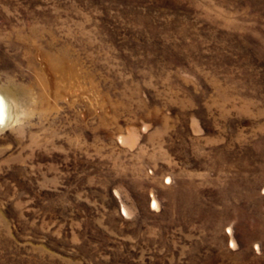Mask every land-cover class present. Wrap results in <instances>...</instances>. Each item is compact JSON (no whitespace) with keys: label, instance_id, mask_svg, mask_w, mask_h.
Masks as SVG:
<instances>
[{"label":"rangeland","instance_id":"obj_1","mask_svg":"<svg viewBox=\"0 0 264 264\" xmlns=\"http://www.w3.org/2000/svg\"><path fill=\"white\" fill-rule=\"evenodd\" d=\"M0 264H264V0H0Z\"/></svg>","mask_w":264,"mask_h":264},{"label":"clouds","instance_id":"obj_2","mask_svg":"<svg viewBox=\"0 0 264 264\" xmlns=\"http://www.w3.org/2000/svg\"><path fill=\"white\" fill-rule=\"evenodd\" d=\"M6 128L5 119H4V111L0 108V132L4 131Z\"/></svg>","mask_w":264,"mask_h":264},{"label":"bare ground","instance_id":"obj_3","mask_svg":"<svg viewBox=\"0 0 264 264\" xmlns=\"http://www.w3.org/2000/svg\"><path fill=\"white\" fill-rule=\"evenodd\" d=\"M5 106H6V104H5V101L3 100V98H2V96H0V108H2L3 109V111H4V117H5V113H6V111H5Z\"/></svg>","mask_w":264,"mask_h":264}]
</instances>
